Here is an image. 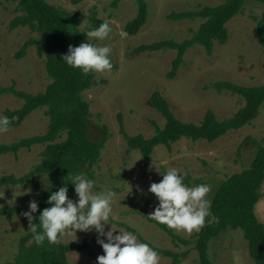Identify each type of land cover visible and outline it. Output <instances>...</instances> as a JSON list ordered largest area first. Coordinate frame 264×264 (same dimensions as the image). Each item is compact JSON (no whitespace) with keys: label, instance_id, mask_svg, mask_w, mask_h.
<instances>
[{"label":"rangeland","instance_id":"rangeland-1","mask_svg":"<svg viewBox=\"0 0 264 264\" xmlns=\"http://www.w3.org/2000/svg\"><path fill=\"white\" fill-rule=\"evenodd\" d=\"M46 1L65 11L77 12L82 30L88 28L93 11L97 13L99 22H108L111 28L105 39H89L96 46L111 49L109 55L117 68L96 72V83L83 93L91 110L89 137L99 140L106 133L109 135L100 159L82 173L86 179L93 181V194L114 193V228L135 234L133 229L156 248L177 252L190 250L180 264H199L194 245L175 244L166 230L149 219V214L154 212L159 201L148 188L151 183L162 180L161 173L175 168L183 178H190L188 187L207 186L209 192L206 199L211 200L228 177L251 166L259 148L264 146V104L258 117L250 124L231 130L213 142L184 137L173 143L171 148L156 146L146 173L141 151L128 149L121 132L120 118L128 134H142L146 138L154 136L156 127H164L166 123L165 117L147 104L156 90L169 101L174 114L182 121L200 123L208 110H212L220 120L232 117L245 104L244 98L228 89L220 91L215 84L220 81L245 86L264 84V52L256 32L264 5L247 0L243 11L227 23L229 40L225 44L215 42L212 54L203 45L195 44L186 52L176 76L170 78L168 74L177 50L166 48L137 54L136 48L161 40L181 42L192 38L204 20L177 19L170 17V14L216 6L226 0H146L147 21L135 35L126 34L124 27L138 13L137 0H122L118 7L112 5L113 0H82L77 4L71 0ZM20 13L16 2L0 1V89L14 84L17 90L37 94L44 91L52 79L38 45L30 46L22 58L16 55L26 41L39 36L28 26L11 29L12 20ZM23 103V99L13 93L0 95V117H5L6 110L20 108ZM46 110L47 107L38 108L20 126L0 133V144L44 134L49 124ZM65 137L66 134L59 140ZM45 147L46 144H36L17 153L0 154V177L9 174L22 177L31 173L41 162ZM47 178L46 174L37 173L24 184L1 187L0 208H29L31 200H38L40 187L46 193L60 188L48 182ZM76 199L73 191V200ZM255 212L264 222V197L257 203ZM110 227L109 223L105 231ZM30 229L28 219L19 213L0 217V264L14 260L21 238ZM119 229L114 234L119 233ZM173 230L186 238L197 232ZM94 237L98 239L95 230L66 231L59 241L62 244ZM99 238L106 240L103 236ZM137 239L141 242L138 236ZM32 243L34 241L30 239L28 244ZM91 246L93 254L88 250L71 251L68 253L69 260L73 264H97V257L104 254L103 248L97 241ZM157 253L159 264H171L170 257ZM209 256L216 264H255L240 229L228 230L212 239Z\"/></svg>","mask_w":264,"mask_h":264},{"label":"trees","instance_id":"trees-1","mask_svg":"<svg viewBox=\"0 0 264 264\" xmlns=\"http://www.w3.org/2000/svg\"><path fill=\"white\" fill-rule=\"evenodd\" d=\"M11 1L17 3V8L21 12L12 20L11 29L28 26L39 35L37 38H30L26 41L16 54L17 57L22 58L30 46L38 45L39 53L45 56L46 68L52 81L44 91L37 94L17 90L14 84L0 89V95L13 93L24 101L20 108L6 110L5 117L11 120L9 128L20 126L28 115L41 107H47L46 113L49 117L48 128L44 134L0 144V154L17 153L23 148L46 144L41 153V162L31 173L22 177H16L13 174L2 176L0 177V188L9 184H24L32 180L33 175L43 173L48 176V182L55 183V186L67 185L68 196L73 199L72 177L83 173L84 169H89L92 163L100 159L101 151L109 135L106 133L103 139L99 140L89 137L91 110L90 103L84 98L83 93L96 83V72L83 74L80 69L69 67L62 60V56L67 53L69 45L79 46L82 42L94 44L83 32L96 28L103 22L97 20V13L93 11L88 28L82 30L78 24L79 14L77 12L65 11L46 0ZM71 1L77 4L82 0ZM120 1L122 0H113L112 5L118 7ZM246 1L226 0L222 4L204 6L196 11L174 12L170 14V17L201 18L204 21L190 39L181 42L169 39L144 44L136 48V53L141 54L166 48L177 50V56L168 74V77L174 78L184 62L186 52L195 44L203 45L207 52L212 54L215 42L225 44L229 40L227 23L243 11ZM255 1L264 5V0ZM137 4L136 17L128 21L124 27L128 35L137 34L147 21L148 4L146 0H137ZM256 32L258 42L264 52V10L257 21ZM109 58L112 64L111 69H116L117 65L113 63L110 55ZM215 85L218 90L228 89L245 100V104L228 119L220 120L212 110H208L200 123L182 121L176 117L171 104L158 90L152 94L147 104L158 110L165 117L166 123L164 127H156L157 131L154 136L146 138L142 134L135 136L128 134L120 118L121 132L127 141L128 149L140 150L144 156V173L148 170L151 155L158 145L171 148L173 143L184 137L194 141L206 139L213 142L231 130H237L250 124L258 117L260 108L264 104V84L245 86L232 81H220ZM64 134H66L65 139L59 140ZM183 183L189 186L190 178L184 177ZM263 184L264 146L262 145L249 168L233 174L219 186L212 199L209 200L211 202L210 215L206 217L204 226L192 237L180 236L165 224L158 223L150 216L149 219L166 230L175 244L194 245L198 251L199 264H216L209 256L210 241L228 230L240 229L248 242L249 253L255 264H264V222L255 212L257 203L264 197ZM39 190L38 211L32 214L36 218L32 223L36 225L37 232L42 231L38 216L44 208L50 206L46 203L50 192L57 191L46 193L42 187ZM28 210L29 208L22 206H6L0 208V217L15 213L24 216L23 213ZM131 230L141 239L142 243H147L156 252L170 257L171 264H180L189 255L190 250L177 252L171 249L156 248L137 231ZM36 234L30 229L29 233L21 238L19 251L14 260L2 264H73L68 258L69 252L88 250L93 254L91 245L97 241L94 237L61 244L60 236L58 243H49L45 239L43 243L34 242L29 245L28 241Z\"/></svg>","mask_w":264,"mask_h":264},{"label":"clouds","instance_id":"clouds-1","mask_svg":"<svg viewBox=\"0 0 264 264\" xmlns=\"http://www.w3.org/2000/svg\"><path fill=\"white\" fill-rule=\"evenodd\" d=\"M110 32L109 23L103 22L83 33L88 38L103 40ZM110 51L106 46L82 42L79 46L69 45L62 60L69 67L80 69L83 74L99 73L111 70ZM10 124L8 117H0V133L8 131ZM161 174L162 180L151 183L148 188L159 201L154 212L149 214L150 218L177 231H198L204 226L205 217L210 215L211 202L206 199L209 188L205 185L186 186L182 175L175 168ZM71 183L77 199L74 201L69 198L67 185L50 192L46 201L50 206L44 208L38 216L42 229L40 232L32 223L36 219L32 214L38 211V202H29V210L23 215L29 220L31 230L37 233L33 236L34 242L43 243L47 239L54 244L59 242L58 237L66 231L95 230L98 234L97 243L104 252L97 257V264H159V255L152 247L138 242L135 234L113 227L112 221L116 219L112 210L113 192L93 194V181L86 179L82 173L75 174ZM109 223L111 227L105 231ZM116 229L120 231L114 234ZM101 236L106 237V240L100 239Z\"/></svg>","mask_w":264,"mask_h":264},{"label":"water","instance_id":"water-1","mask_svg":"<svg viewBox=\"0 0 264 264\" xmlns=\"http://www.w3.org/2000/svg\"><path fill=\"white\" fill-rule=\"evenodd\" d=\"M31 240H33V238Z\"/></svg>","mask_w":264,"mask_h":264}]
</instances>
